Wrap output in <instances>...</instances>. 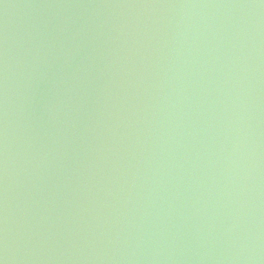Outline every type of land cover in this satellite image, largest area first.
<instances>
[{
    "label": "water",
    "instance_id": "water-1",
    "mask_svg": "<svg viewBox=\"0 0 264 264\" xmlns=\"http://www.w3.org/2000/svg\"><path fill=\"white\" fill-rule=\"evenodd\" d=\"M0 264H264V0H0Z\"/></svg>",
    "mask_w": 264,
    "mask_h": 264
}]
</instances>
